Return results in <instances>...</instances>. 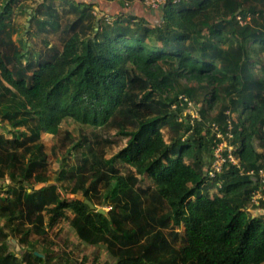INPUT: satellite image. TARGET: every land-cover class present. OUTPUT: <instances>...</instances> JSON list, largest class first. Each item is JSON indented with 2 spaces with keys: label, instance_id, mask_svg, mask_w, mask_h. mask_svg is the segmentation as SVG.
<instances>
[{
  "label": "trees",
  "instance_id": "1",
  "mask_svg": "<svg viewBox=\"0 0 264 264\" xmlns=\"http://www.w3.org/2000/svg\"><path fill=\"white\" fill-rule=\"evenodd\" d=\"M27 1L0 2V127L14 135L0 133V181H9L0 187V264H52L50 248L38 250L49 237L43 212L50 207L72 210L79 240L115 259L105 264H264V212L254 211L264 203L251 205L264 169L255 145L264 146V78L253 73L264 49V0H182L157 22L116 10L110 23L94 5L103 13L109 3L143 0H43L24 10L28 23L64 35L61 48L46 41L45 52L13 40L11 17ZM57 8L71 17L63 28ZM221 93L228 103L210 117ZM199 98L209 103L201 119L184 122ZM69 119L131 140L107 159L111 139L82 138L67 148L56 179L68 185L48 187L42 135L59 136ZM229 124L240 167L227 163L211 176L205 155L213 157L220 141L213 126L226 135ZM164 128L171 141L158 151L150 137ZM77 155L76 165L66 163Z\"/></svg>",
  "mask_w": 264,
  "mask_h": 264
},
{
  "label": "rangeland",
  "instance_id": "2",
  "mask_svg": "<svg viewBox=\"0 0 264 264\" xmlns=\"http://www.w3.org/2000/svg\"><path fill=\"white\" fill-rule=\"evenodd\" d=\"M2 0H0L1 2ZM43 0H29L27 2H23L21 7L15 8V12L11 17L12 28L15 31L13 40L15 41L16 45L21 49H25V46L22 41H26L27 47L31 48L32 50L35 49L37 51L45 52L44 46L45 42L51 43V46H56L61 48L63 45V38L64 35L62 33L63 29L51 32V33H41L37 27L33 26L28 23L29 21V13H25V9H35ZM100 5L105 4L106 2H99ZM106 5V4H105ZM144 5V4H143ZM145 7V6H144ZM102 7L99 5H94L93 11L98 10V14H100V10ZM108 8V7H105ZM147 10H150L146 8ZM173 7L169 6L168 11H172ZM28 11V12H29ZM57 13L60 15L59 21L61 22L62 28L66 26L67 23L70 22L71 17L64 14L63 10L57 8ZM114 13V12H113ZM102 14V13H101ZM100 14V15H101ZM99 15V16H100ZM111 16V15H110ZM150 17V16H149ZM44 19V18H42ZM116 20V17L114 18ZM151 22H157L159 18H151ZM31 25V26H30ZM28 28V29H27ZM31 28L33 33L28 35V30ZM255 60L258 62L254 69V74L259 78H264V72H261L264 68V49L262 52L258 53L255 57ZM181 84L186 87H198V83L190 82L184 78L180 80ZM200 102L191 101V105L187 107L185 111H183L181 118L185 122L186 119L190 118V120L194 119H201V110L206 109L209 105L207 102H203L201 98ZM228 103V99L223 95L220 94L219 99L213 102L209 116H215L223 105ZM233 122L238 121V113L229 114ZM199 121V120H198ZM232 127V125H231ZM0 133L6 136L7 138H12L14 135L9 134L4 126L0 127ZM26 133V131H24ZM68 136L67 143L63 142L62 139ZM162 136L152 135L150 139L152 140L153 146L160 151L162 148L169 145L171 141L172 134L170 133L169 128H164L161 132ZM93 138L94 142L102 138L111 139L112 143L109 145L108 148L105 149L106 158L111 159L116 154L121 152L123 149L126 148L128 143L130 142L131 138H122L117 136L115 131H106L104 129H97L85 125H81L79 123L73 122L72 120H65L62 125L60 126V135L59 136H52L48 134H43L42 139L46 145V154H47V172L46 174L50 177L49 184H57V185H64L67 186L68 183L65 181L57 182L56 179L58 177V173L61 170L62 161L64 159V154L67 148L75 145L79 140L82 138ZM148 137V138H149ZM114 141V143H113ZM117 142V143H115ZM230 142V141H229ZM255 145L259 153L264 154V146L260 144L257 140L255 141ZM214 156V155H212ZM79 155L74 156L73 158H69L66 162L70 166L76 165L79 162L78 160ZM213 157L209 155H205V163L206 169L208 170L212 165ZM120 163V162H118ZM120 168H124L123 171H126L128 168L126 165L122 163L119 164ZM134 169L138 168V164L133 166ZM9 184V181H0V187ZM48 184V185H49ZM39 185L36 186L35 189H39ZM44 187V185L42 186ZM158 189L162 191L165 195H167L166 185L162 183L158 186ZM214 191H211L210 194L212 195ZM3 196L6 195L4 191L2 193ZM98 209H103L105 211H110L111 208L109 206H97ZM44 215V225L48 232V239L46 245L38 244V250H41L45 247H49V258H51L52 264H105L106 262H115V259L108 253L107 249L104 246H96L91 247L87 246L86 244L82 243L75 230L70 224L71 219L73 218V212L70 209L63 210V215L58 214L55 211V208H46L43 212ZM259 216V215H256ZM4 223V222H3ZM7 227H9L7 225ZM8 230V229H7ZM11 246L15 248L18 252L22 250L21 246L18 244L17 239L10 238ZM14 241V242H12ZM20 248L18 250L17 248ZM14 250V249H13Z\"/></svg>",
  "mask_w": 264,
  "mask_h": 264
},
{
  "label": "built area",
  "instance_id": "3",
  "mask_svg": "<svg viewBox=\"0 0 264 264\" xmlns=\"http://www.w3.org/2000/svg\"><path fill=\"white\" fill-rule=\"evenodd\" d=\"M182 0H143V4L146 8L152 11H158L160 8L167 6L168 4H178ZM95 15H98V10L93 11ZM101 14V12H100ZM102 18L105 19L107 23L112 22L114 19L110 16V13L103 12L100 15ZM241 24H244L241 18H238ZM184 100H187L186 97H182ZM191 103L189 102V106ZM231 124L228 125V133L224 135L218 128L217 125L213 126V131L216 135V138L220 140L218 144L214 147L213 150V162H212V172L210 173L211 176H215L218 173H221L227 163H231L240 167L239 160L234 156L233 151L235 150L234 146L229 142L233 139V135L231 134ZM252 176H255L254 171L249 173ZM260 184L259 188L256 189L251 198V205L254 207H260L262 203H264V169L260 171ZM256 180V176L254 177ZM256 215L263 214V210L256 209L254 210Z\"/></svg>",
  "mask_w": 264,
  "mask_h": 264
},
{
  "label": "crops",
  "instance_id": "4",
  "mask_svg": "<svg viewBox=\"0 0 264 264\" xmlns=\"http://www.w3.org/2000/svg\"><path fill=\"white\" fill-rule=\"evenodd\" d=\"M108 8H104L105 12H108L110 14H113V12L115 13V11L117 10L118 12H122V13H128V14H133L136 16H150L151 18H162V12L160 11H148L143 3L141 1H137L133 4H130V6L128 7H123L119 4H115V3H109L108 6H106Z\"/></svg>",
  "mask_w": 264,
  "mask_h": 264
},
{
  "label": "water",
  "instance_id": "5",
  "mask_svg": "<svg viewBox=\"0 0 264 264\" xmlns=\"http://www.w3.org/2000/svg\"><path fill=\"white\" fill-rule=\"evenodd\" d=\"M165 9H166V6L160 8L158 11L163 12ZM154 12H156V11H154ZM52 186H53V184H49V185H48V187H52ZM79 198H81V197H79ZM86 203H87V204H88L93 210L96 209V206H95L91 201H88V200H87ZM98 212H100V213H102V214H106V211L103 210V209H98ZM12 242H14V241H12ZM17 249L20 250L19 247H18ZM36 255H39V256L43 257V255H40V254H38V253H36Z\"/></svg>",
  "mask_w": 264,
  "mask_h": 264
}]
</instances>
